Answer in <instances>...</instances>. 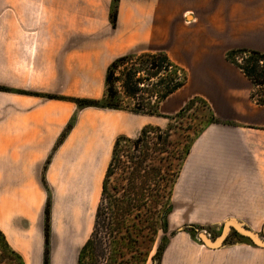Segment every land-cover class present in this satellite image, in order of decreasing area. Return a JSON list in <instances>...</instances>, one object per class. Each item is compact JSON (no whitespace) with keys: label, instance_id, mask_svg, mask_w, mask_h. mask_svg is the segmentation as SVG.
Listing matches in <instances>:
<instances>
[{"label":"crops","instance_id":"obj_1","mask_svg":"<svg viewBox=\"0 0 264 264\" xmlns=\"http://www.w3.org/2000/svg\"><path fill=\"white\" fill-rule=\"evenodd\" d=\"M35 1L30 9L29 0H0V231L24 264H45L49 196L47 264H65L70 253L77 263L116 141L152 126L150 115L49 97L103 99L115 59L168 50L192 72L158 116L170 119L199 96L215 121L175 184L168 229H180L159 264H264V248H203L181 227L229 219L264 227V105L227 58L264 53V0H118L115 26L114 0H51L49 12Z\"/></svg>","mask_w":264,"mask_h":264},{"label":"rangeland","instance_id":"obj_2","mask_svg":"<svg viewBox=\"0 0 264 264\" xmlns=\"http://www.w3.org/2000/svg\"><path fill=\"white\" fill-rule=\"evenodd\" d=\"M31 1L29 0L30 9H33ZM49 1L51 2V0H36L35 2H38L40 11L44 9L45 12H49L51 9ZM92 23L97 22L93 21ZM167 55L174 63L184 67L180 66L186 72L181 76L187 77V82H189L191 70H188L185 65L192 63H180L172 50H168ZM233 59L244 63V60L250 59V54L235 53ZM148 60L150 59L146 56L136 57L132 61L122 62L118 65L116 77H120L126 70L138 69L141 71L140 77L144 80V85L140 86V92L135 98L127 97L121 83L117 85L123 108L140 107L146 112H154L160 97L165 92V86L174 75L180 76L176 71L172 73L169 70L162 71L157 78H152L151 74H154V71L150 69ZM195 90H197V84H191V91L195 92ZM254 92L258 98L260 91ZM184 108L185 110L181 112ZM184 108L180 111L181 113L179 112V115L176 114L177 116H173L172 119L164 118L163 116H166L164 113L159 115L160 117L156 114L152 117L151 115L147 116V119L144 120L152 126L145 135L139 151H136L133 146L136 139H125L119 143L114 154L111 172L106 177L105 197H101L99 201L103 214L106 216L108 228L112 224V230L115 227L118 230L114 233L113 239L109 238V248L114 261H106L104 264H159L170 237L177 232V229H180V227L177 228L176 232H170L168 229V214L172 207L174 186L196 138L215 121L208 103L199 96L191 98ZM140 163L141 167L138 166ZM51 203L52 199L49 196L46 201V210L49 209V214ZM119 207L128 208V214L123 215L121 211L122 217L116 220L112 212L116 214ZM61 214L64 215V209L60 211ZM50 220V216L48 219L46 217V229H50ZM223 226V222L219 224L210 222L181 227L200 246L205 248L199 240V234L206 233L215 240L220 237ZM248 229L263 238V228ZM80 240L81 238H78L74 244L78 245ZM236 241L245 242L253 247L250 240L232 230L225 245L233 244ZM74 244L73 247L68 244L64 245L66 249L70 247L73 252ZM259 252L264 253V250ZM72 258L73 253L67 255L65 264H71ZM0 264H20L17 256L2 242L1 238Z\"/></svg>","mask_w":264,"mask_h":264},{"label":"trees","instance_id":"obj_3","mask_svg":"<svg viewBox=\"0 0 264 264\" xmlns=\"http://www.w3.org/2000/svg\"><path fill=\"white\" fill-rule=\"evenodd\" d=\"M117 2L118 0L114 1V7L111 13V21L112 24L115 26L116 24V17H117ZM235 53H245L250 54V59L244 60V63H239L237 60L233 59V55ZM148 57V64L150 65V69L154 71V74H151L152 78H157L162 71H169L171 70L172 73L176 71L180 76L176 77L175 75L171 78L168 84L165 86V92L160 97V101L158 102L156 109L154 112L149 113L146 112L144 109L137 107V108H123L121 100H120V93L118 84H122V89L127 97L135 98L138 93L140 92V86L144 85L143 78L140 77L141 71L138 69H129L126 70L120 77H116L115 73L118 69V65L122 62L132 61L136 57ZM228 61L234 64L237 68H239L242 73L250 80L254 87V91H260L258 98L256 97V92H253L252 99L256 101L257 104L264 105V53L252 50H236L228 53ZM185 70L174 63L170 57L165 52H156L154 54L146 53L141 55L131 54L127 55L118 59H115L111 65L109 66L107 73H106V94L102 100H82V99H71V98H57V97H49L52 99H60L64 101H70L75 103L79 108H102V109H109V110H123L129 111L133 113L143 114V115H151L154 116L155 114H159V106L160 104L168 98L170 95L174 94L182 87L187 84L188 78L181 76ZM186 73V72H185ZM182 77V78H181ZM0 91H6L4 88L0 87ZM257 98V99H256ZM194 100V99H193ZM192 100V101H193ZM191 103V102H190ZM189 105V104H188ZM185 108L181 111L183 112ZM180 112V113H181ZM178 113L177 115H179ZM176 115V116H177ZM173 117H171L172 119ZM151 126H148L142 130L141 135L134 140L133 146L136 151H139L142 142L144 141L145 135L148 133ZM128 139L126 137H120L116 141L114 145L112 157L103 181V188L101 197H105L107 186H106V177L109 176L111 172L112 163L114 160L115 151L121 141H125ZM139 167L142 164H138ZM175 187V186H174ZM174 191V190H173ZM173 198V195H172ZM126 210V211H125ZM127 209H123L122 207L118 208V212L114 215L116 220L119 217H122L120 213L122 211L123 215L128 214ZM171 211V210H170ZM169 215V214H168ZM49 209L46 210V217L49 218ZM111 225H107L106 216L103 214L102 206L98 205L97 211L95 214L94 226L92 233L88 240L82 246L77 263L76 264H104V262H112L114 258L111 257V250L109 248V238H114V233L117 232V227L112 230ZM49 231L50 229H46V257H45V264L48 263V256H49ZM106 231V232H105ZM0 238L2 242L17 256L20 264H24L22 257L16 253L8 244L6 237L0 231Z\"/></svg>","mask_w":264,"mask_h":264},{"label":"water","instance_id":"obj_4","mask_svg":"<svg viewBox=\"0 0 264 264\" xmlns=\"http://www.w3.org/2000/svg\"><path fill=\"white\" fill-rule=\"evenodd\" d=\"M223 230L219 238L213 240L206 233L199 234L200 242L207 248L219 249L225 246V241L230 233V231H235L240 236L247 238L251 243L257 247L264 248V227L262 230L263 239L254 231L248 229V227L236 219L226 220L223 224ZM182 230V229H181Z\"/></svg>","mask_w":264,"mask_h":264}]
</instances>
